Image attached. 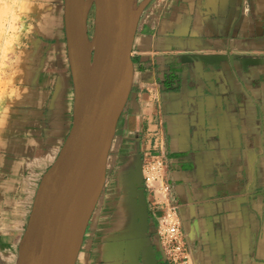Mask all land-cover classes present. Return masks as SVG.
<instances>
[{"label":"crops","instance_id":"crops-1","mask_svg":"<svg viewBox=\"0 0 264 264\" xmlns=\"http://www.w3.org/2000/svg\"><path fill=\"white\" fill-rule=\"evenodd\" d=\"M140 2L143 0H139ZM65 0H21L0 99V264H17L41 180L73 126ZM104 189L76 264H264V0H152ZM162 162V190L147 166Z\"/></svg>","mask_w":264,"mask_h":264},{"label":"water","instance_id":"water-1","mask_svg":"<svg viewBox=\"0 0 264 264\" xmlns=\"http://www.w3.org/2000/svg\"><path fill=\"white\" fill-rule=\"evenodd\" d=\"M65 0L74 121L44 174L17 264H76L106 180L107 161L133 83L132 47L152 0ZM94 7V32L88 20Z\"/></svg>","mask_w":264,"mask_h":264},{"label":"rangeland","instance_id":"rangeland-1","mask_svg":"<svg viewBox=\"0 0 264 264\" xmlns=\"http://www.w3.org/2000/svg\"><path fill=\"white\" fill-rule=\"evenodd\" d=\"M21 0H0V99L6 90L4 75L9 69L11 53L15 44L16 32L21 24L20 15L17 12ZM139 4L140 1L138 0ZM90 36L94 32V11L90 13Z\"/></svg>","mask_w":264,"mask_h":264},{"label":"built area","instance_id":"built-area-1","mask_svg":"<svg viewBox=\"0 0 264 264\" xmlns=\"http://www.w3.org/2000/svg\"><path fill=\"white\" fill-rule=\"evenodd\" d=\"M162 162L159 159L153 160L148 164L147 172L151 179L159 184L162 190L167 187L162 186ZM171 221L159 230V239L163 247L165 257L177 264H183L188 259V251L179 231V224L173 219V211L168 213Z\"/></svg>","mask_w":264,"mask_h":264},{"label":"flooded vegetation","instance_id":"flooded-vegetation-1","mask_svg":"<svg viewBox=\"0 0 264 264\" xmlns=\"http://www.w3.org/2000/svg\"><path fill=\"white\" fill-rule=\"evenodd\" d=\"M94 11V7L92 8L91 12Z\"/></svg>","mask_w":264,"mask_h":264},{"label":"bare ground","instance_id":"bare-ground-1","mask_svg":"<svg viewBox=\"0 0 264 264\" xmlns=\"http://www.w3.org/2000/svg\"><path fill=\"white\" fill-rule=\"evenodd\" d=\"M1 28V27H0Z\"/></svg>","mask_w":264,"mask_h":264}]
</instances>
